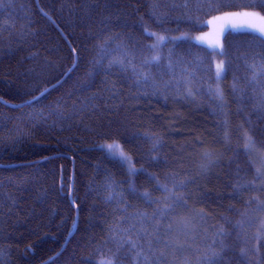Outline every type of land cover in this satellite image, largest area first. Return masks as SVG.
<instances>
[{"label":"trees","instance_id":"trees-1","mask_svg":"<svg viewBox=\"0 0 264 264\" xmlns=\"http://www.w3.org/2000/svg\"><path fill=\"white\" fill-rule=\"evenodd\" d=\"M263 159L264 0H0V264H264Z\"/></svg>","mask_w":264,"mask_h":264},{"label":"rangeland","instance_id":"rangeland-1","mask_svg":"<svg viewBox=\"0 0 264 264\" xmlns=\"http://www.w3.org/2000/svg\"><path fill=\"white\" fill-rule=\"evenodd\" d=\"M210 27H211L210 32L194 35L192 36V41H194L195 43L199 45L206 47L214 54L217 52L218 42H220L221 35L225 30L233 29V28L239 29V30L240 29L241 30H248V29L258 30L260 28V26H258L256 23L251 24L245 20H242L241 16H239L238 19L236 18L219 19L218 18L217 20L213 22V24L210 25ZM165 39L166 37L164 36V40ZM158 40L161 41L160 39ZM217 65H218V62L216 61L215 63L216 73H217ZM261 168L264 170V159L261 162Z\"/></svg>","mask_w":264,"mask_h":264},{"label":"snow or ice","instance_id":"snow-or-ice-1","mask_svg":"<svg viewBox=\"0 0 264 264\" xmlns=\"http://www.w3.org/2000/svg\"><path fill=\"white\" fill-rule=\"evenodd\" d=\"M148 35H155L154 33H149ZM160 40L163 39V37H160L158 38ZM153 47H156V45H154ZM153 59H158L156 57H154ZM224 70V66H223V63H220L217 65V77L220 76V74L223 72ZM218 94H219V90H217ZM43 95V94H42ZM251 145V141H249V145L247 146H250ZM107 149L109 150V153L110 154H114L116 152H119L120 156L123 158V159H127V157H124V153L120 150V145L119 144H109L107 145Z\"/></svg>","mask_w":264,"mask_h":264},{"label":"bare ground","instance_id":"bare-ground-1","mask_svg":"<svg viewBox=\"0 0 264 264\" xmlns=\"http://www.w3.org/2000/svg\"><path fill=\"white\" fill-rule=\"evenodd\" d=\"M44 94V93H43Z\"/></svg>","mask_w":264,"mask_h":264}]
</instances>
